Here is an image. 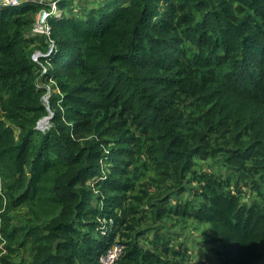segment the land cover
I'll use <instances>...</instances> for the list:
<instances>
[{
    "label": "trees",
    "instance_id": "16d2710c",
    "mask_svg": "<svg viewBox=\"0 0 264 264\" xmlns=\"http://www.w3.org/2000/svg\"><path fill=\"white\" fill-rule=\"evenodd\" d=\"M53 1L0 0V264H264V0Z\"/></svg>",
    "mask_w": 264,
    "mask_h": 264
},
{
    "label": "rangeland",
    "instance_id": "374dc122",
    "mask_svg": "<svg viewBox=\"0 0 264 264\" xmlns=\"http://www.w3.org/2000/svg\"><path fill=\"white\" fill-rule=\"evenodd\" d=\"M46 1L47 4H50V8L52 11L57 12V15L62 14V9L57 5V3H54L52 0H43ZM78 2H82L81 0H75ZM93 2V0L91 1ZM89 2V3H91ZM39 14V13H38ZM37 14V15H38ZM32 33L33 30H32ZM52 46V44L50 45ZM35 55H39V51H35L33 53V57L35 58ZM48 90L49 85H47ZM49 93V91H48ZM48 93L44 95V100L46 101ZM48 123V122H47ZM46 125L42 124L40 127H44ZM196 160L199 161L195 167L199 168L201 167L202 170H208L212 171L215 174L220 173L224 174L225 168L223 165L220 164L219 159L216 158L212 160L211 158L209 159H201L200 157H196ZM261 183V189L264 190V183ZM247 185H250L249 183H245ZM243 192L244 196H249L248 199L251 200L252 196L256 195V193L250 189V186H245L243 187ZM184 195H187L191 197V195L184 193ZM259 199L260 196H258ZM174 199V198H173ZM264 201V198H263ZM160 222L163 224V226H166L167 228L170 229V232H172L171 235V244L176 248V250L179 252V254L182 256H185L186 258H190L191 260H198V259H203L205 264H218L217 259L213 255V247L216 245L214 241L211 240L210 235L207 232V224L197 222L194 219L186 218H178V217H173V218H166V219H160L157 220V222ZM156 222V225H157ZM14 261H19L20 257L14 256L13 258Z\"/></svg>",
    "mask_w": 264,
    "mask_h": 264
},
{
    "label": "built area",
    "instance_id": "2783aa9c",
    "mask_svg": "<svg viewBox=\"0 0 264 264\" xmlns=\"http://www.w3.org/2000/svg\"><path fill=\"white\" fill-rule=\"evenodd\" d=\"M4 2H16V0H3ZM41 1V0H40ZM43 1V0H42ZM50 1V0H49ZM53 1V0H52ZM54 2V1H53ZM56 3V2H54ZM52 12V10L50 11ZM45 8H42L36 14V19L33 24V32L37 34H45L49 36L50 27L47 23L48 14L50 13ZM37 56L35 55V58ZM123 248V244L119 241L112 243L104 253L99 256V264H115Z\"/></svg>",
    "mask_w": 264,
    "mask_h": 264
},
{
    "label": "water",
    "instance_id": "95a60500",
    "mask_svg": "<svg viewBox=\"0 0 264 264\" xmlns=\"http://www.w3.org/2000/svg\"><path fill=\"white\" fill-rule=\"evenodd\" d=\"M46 101H47V99H46ZM50 115H51V114H48V115L42 117V118L38 121V124H39V125H42V124L47 123L48 120H49V118H50ZM42 127H43V126H42Z\"/></svg>",
    "mask_w": 264,
    "mask_h": 264
},
{
    "label": "clouds",
    "instance_id": "9594fccd",
    "mask_svg": "<svg viewBox=\"0 0 264 264\" xmlns=\"http://www.w3.org/2000/svg\"><path fill=\"white\" fill-rule=\"evenodd\" d=\"M40 126V125H39Z\"/></svg>",
    "mask_w": 264,
    "mask_h": 264
}]
</instances>
